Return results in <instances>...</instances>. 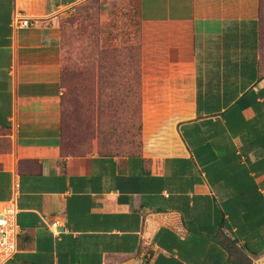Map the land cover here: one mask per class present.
<instances>
[{
	"label": "crops",
	"instance_id": "0c3cea01",
	"mask_svg": "<svg viewBox=\"0 0 264 264\" xmlns=\"http://www.w3.org/2000/svg\"><path fill=\"white\" fill-rule=\"evenodd\" d=\"M82 1L0 0V202L17 191L20 229L7 264H264L259 0H140L141 153L62 157L46 24ZM16 12L35 26L14 29Z\"/></svg>",
	"mask_w": 264,
	"mask_h": 264
},
{
	"label": "rangeland",
	"instance_id": "374dc122",
	"mask_svg": "<svg viewBox=\"0 0 264 264\" xmlns=\"http://www.w3.org/2000/svg\"><path fill=\"white\" fill-rule=\"evenodd\" d=\"M153 0H143L153 12ZM264 79V0H259ZM61 50V156L141 153L140 0H84L46 24Z\"/></svg>",
	"mask_w": 264,
	"mask_h": 264
},
{
	"label": "built area",
	"instance_id": "2783aa9c",
	"mask_svg": "<svg viewBox=\"0 0 264 264\" xmlns=\"http://www.w3.org/2000/svg\"><path fill=\"white\" fill-rule=\"evenodd\" d=\"M35 21L21 12H16L11 25L14 29H25L35 26ZM17 191L3 202H0V264H7L17 252V238L20 229L16 222L18 213Z\"/></svg>",
	"mask_w": 264,
	"mask_h": 264
},
{
	"label": "trees",
	"instance_id": "16d2710c",
	"mask_svg": "<svg viewBox=\"0 0 264 264\" xmlns=\"http://www.w3.org/2000/svg\"><path fill=\"white\" fill-rule=\"evenodd\" d=\"M139 66H140V65H139ZM139 86H140V72H139ZM138 155H139V154H138ZM133 156H135V155H133ZM219 238H223L224 241L226 240L223 236L220 237V235H219ZM224 241L222 242L221 240H219L221 246L226 247ZM227 242H228V241H227ZM232 244H234V242H232Z\"/></svg>",
	"mask_w": 264,
	"mask_h": 264
}]
</instances>
